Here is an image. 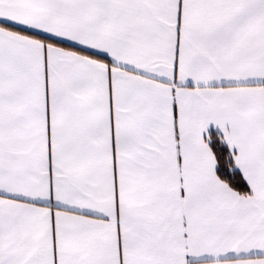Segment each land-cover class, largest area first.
Returning <instances> with one entry per match:
<instances>
[{
	"label": "snow or ice",
	"instance_id": "6c2138e0",
	"mask_svg": "<svg viewBox=\"0 0 264 264\" xmlns=\"http://www.w3.org/2000/svg\"><path fill=\"white\" fill-rule=\"evenodd\" d=\"M0 264H264V0H0Z\"/></svg>",
	"mask_w": 264,
	"mask_h": 264
}]
</instances>
